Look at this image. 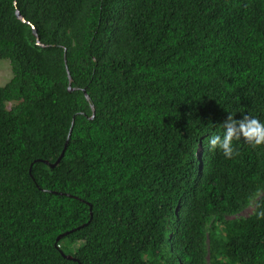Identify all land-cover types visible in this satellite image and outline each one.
Instances as JSON below:
<instances>
[{
	"label": "trees",
	"instance_id": "trees-1",
	"mask_svg": "<svg viewBox=\"0 0 264 264\" xmlns=\"http://www.w3.org/2000/svg\"><path fill=\"white\" fill-rule=\"evenodd\" d=\"M0 59V264H264V147L207 144L264 121V0H0Z\"/></svg>",
	"mask_w": 264,
	"mask_h": 264
},
{
	"label": "clouds",
	"instance_id": "clouds-1",
	"mask_svg": "<svg viewBox=\"0 0 264 264\" xmlns=\"http://www.w3.org/2000/svg\"><path fill=\"white\" fill-rule=\"evenodd\" d=\"M240 141L253 148L264 147V121L249 114H242L241 119H236V115L230 113L223 122L222 133L207 138L209 151H219L227 159L239 154L235 142Z\"/></svg>",
	"mask_w": 264,
	"mask_h": 264
},
{
	"label": "rangeland",
	"instance_id": "rangeland-1",
	"mask_svg": "<svg viewBox=\"0 0 264 264\" xmlns=\"http://www.w3.org/2000/svg\"><path fill=\"white\" fill-rule=\"evenodd\" d=\"M13 76L10 61L7 59H0V87L7 84ZM254 206L249 207L240 216H249L253 213Z\"/></svg>",
	"mask_w": 264,
	"mask_h": 264
},
{
	"label": "water",
	"instance_id": "water-1",
	"mask_svg": "<svg viewBox=\"0 0 264 264\" xmlns=\"http://www.w3.org/2000/svg\"><path fill=\"white\" fill-rule=\"evenodd\" d=\"M17 15H18V17H19L20 19H22L24 22H29V21L26 20V18H25L24 16L21 15V13H20L19 10L17 11ZM33 27H34V29H35V32L37 33V30H36V28H35L34 25H33ZM71 134H72V131L70 132V136H71ZM67 145H68V142L66 143V145H65V149H64V151H63L61 157L58 159V161H57L56 163H54V164H51L53 167L57 166V165L61 162V160H62V158H63V156H64V154H65V150H66V148H67ZM46 163H49V162H46ZM91 215H92V218H93L92 206H91ZM67 234H69V233H65V234L61 235V236L57 239V242H59L60 239L63 238L64 236H66ZM68 257H69L70 259L73 258L72 256H68Z\"/></svg>",
	"mask_w": 264,
	"mask_h": 264
}]
</instances>
